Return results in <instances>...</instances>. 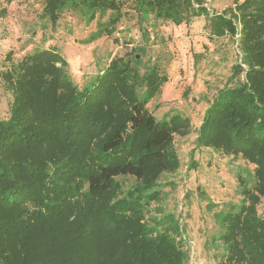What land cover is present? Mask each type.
<instances>
[{
	"label": "trees",
	"instance_id": "obj_1",
	"mask_svg": "<svg viewBox=\"0 0 264 264\" xmlns=\"http://www.w3.org/2000/svg\"><path fill=\"white\" fill-rule=\"evenodd\" d=\"M206 2L43 0L41 17L53 29L66 10L87 23L98 17L84 40L91 43L113 35L128 5L142 27L149 16L175 25L204 16L211 37L235 39L239 59L209 100L195 141L245 163L239 200L215 214L218 264H264V0L237 1L221 13H210ZM144 50L111 57L82 87L54 47L17 62L7 53L0 92L12 98L0 117V264H189L183 224L165 203L172 183L165 178L181 168L174 139L190 134L191 119L157 118L147 107L168 75L158 63L146 66ZM191 161L197 169L192 154Z\"/></svg>",
	"mask_w": 264,
	"mask_h": 264
},
{
	"label": "rangeland",
	"instance_id": "obj_2",
	"mask_svg": "<svg viewBox=\"0 0 264 264\" xmlns=\"http://www.w3.org/2000/svg\"><path fill=\"white\" fill-rule=\"evenodd\" d=\"M237 1L242 0H207L205 5L210 13H221ZM0 8L7 9L4 15L0 14V71L9 65L8 52H13V61L17 62L39 47L59 50L69 62L70 74L80 87L105 67L111 57L126 55L134 46L145 48L146 66L159 64L168 79L147 102V107L157 118L179 113L190 118L192 124L187 136L175 135L174 143L182 165L165 178L172 182L166 187L169 195L165 197V203L183 224L189 264H218L223 243L213 240L220 230L215 214L239 200L237 173L245 163L241 158L197 148L195 139L196 128L209 100L224 86L232 65L239 59L235 39L211 37L209 21L204 16L181 25L149 16L142 27L136 13L126 5L127 14L112 36L104 35L84 43L96 30L98 17L87 23L80 13L66 10L57 28L53 29L41 17L43 0H14L11 3L0 0ZM144 28L148 29L146 35ZM11 98V92L3 87L0 117L8 116ZM191 154L198 164L195 170H191ZM204 196L207 199H203ZM207 202L214 206L210 207ZM259 211L264 215V198Z\"/></svg>",
	"mask_w": 264,
	"mask_h": 264
}]
</instances>
